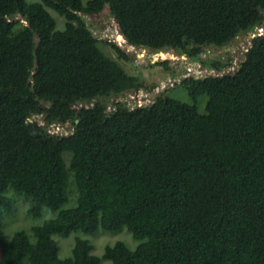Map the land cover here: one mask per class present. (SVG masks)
Listing matches in <instances>:
<instances>
[{
    "label": "trees",
    "instance_id": "16d2710c",
    "mask_svg": "<svg viewBox=\"0 0 264 264\" xmlns=\"http://www.w3.org/2000/svg\"><path fill=\"white\" fill-rule=\"evenodd\" d=\"M102 11L127 44L196 61L264 26V0H0V264H264V33L232 74L179 80L192 99L207 96L205 113L164 93L106 111L101 99L143 84L81 17ZM57 122L72 131L50 134ZM71 181L74 205L62 208ZM9 191L27 215L54 216L6 236ZM122 228L137 246L117 241L101 257L76 237L60 258L53 239Z\"/></svg>",
    "mask_w": 264,
    "mask_h": 264
},
{
    "label": "rangeland",
    "instance_id": "374dc122",
    "mask_svg": "<svg viewBox=\"0 0 264 264\" xmlns=\"http://www.w3.org/2000/svg\"><path fill=\"white\" fill-rule=\"evenodd\" d=\"M58 27H62L63 19L54 13ZM84 22L92 31L97 40H100L99 46L108 55L116 57L109 46L103 43L114 42L128 55V60L117 59L126 72L138 75L141 78L143 87L138 90L128 91L120 96L101 99L106 104V111L113 108L115 102H121L129 108L135 106H144L151 104L157 95L164 93L170 98L195 105L199 113H205L206 95L198 96L192 99L185 91L184 87L179 84V80L185 76H194L203 78L208 75L232 74L243 60L244 52L250 46L252 33H240L233 41L223 47L214 45L205 46L201 55V61L191 60L185 55L179 54L174 50L162 51L164 56L159 52L151 51L146 48L133 47L124 40L118 38L120 31L117 23L108 11H102L99 14L86 15L81 14ZM19 21L24 22L20 16ZM228 61L227 66L218 71L215 68H207L203 61H213L223 63ZM160 61H166L165 65L158 64ZM31 121L36 125L44 124L41 115H33ZM48 130H56L60 135H67L72 131L70 122L50 124ZM69 201L62 207H70L74 205L75 189L71 181L68 187ZM7 195L13 200L15 209L12 215L7 216L4 220L5 235L10 237L12 232L17 230H26L29 232L30 227L40 225L44 219L54 216L48 209H44L41 216L33 218L26 213L27 202L21 196L12 191ZM79 237L87 239L93 245V254L101 257L106 245H112L117 241L125 243L130 249H134L138 241L134 240L131 233L122 228L119 231H105L98 229L93 234H85L80 231L70 233L66 237L53 235V239L59 246V257L67 258L71 256V250L74 245L75 238ZM101 264H111L110 261L103 259Z\"/></svg>",
    "mask_w": 264,
    "mask_h": 264
},
{
    "label": "built area",
    "instance_id": "2783aa9c",
    "mask_svg": "<svg viewBox=\"0 0 264 264\" xmlns=\"http://www.w3.org/2000/svg\"><path fill=\"white\" fill-rule=\"evenodd\" d=\"M263 33H264V26H261V27L257 28L256 31L253 32L252 34H253V37H254V36H257V35H261ZM56 124H59V122L53 123V125H56ZM48 132L50 134H58V132L56 130H54V131L48 130ZM58 135H60V134H58Z\"/></svg>",
    "mask_w": 264,
    "mask_h": 264
},
{
    "label": "bare ground",
    "instance_id": "6f19581e",
    "mask_svg": "<svg viewBox=\"0 0 264 264\" xmlns=\"http://www.w3.org/2000/svg\"><path fill=\"white\" fill-rule=\"evenodd\" d=\"M118 38H122V36L119 35ZM158 52H159V54H161L162 56H164V53H162V51H158Z\"/></svg>",
    "mask_w": 264,
    "mask_h": 264
},
{
    "label": "water",
    "instance_id": "95a60500",
    "mask_svg": "<svg viewBox=\"0 0 264 264\" xmlns=\"http://www.w3.org/2000/svg\"><path fill=\"white\" fill-rule=\"evenodd\" d=\"M122 36V34H120ZM119 36V35H118ZM122 39H123V36H122ZM127 42V41H126Z\"/></svg>",
    "mask_w": 264,
    "mask_h": 264
},
{
    "label": "clouds",
    "instance_id": "9594fccd",
    "mask_svg": "<svg viewBox=\"0 0 264 264\" xmlns=\"http://www.w3.org/2000/svg\"><path fill=\"white\" fill-rule=\"evenodd\" d=\"M125 40V39H124Z\"/></svg>",
    "mask_w": 264,
    "mask_h": 264
}]
</instances>
